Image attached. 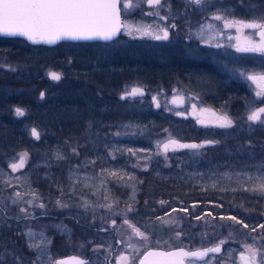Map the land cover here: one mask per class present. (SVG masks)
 <instances>
[{"label":"rangeland","instance_id":"obj_1","mask_svg":"<svg viewBox=\"0 0 264 264\" xmlns=\"http://www.w3.org/2000/svg\"><path fill=\"white\" fill-rule=\"evenodd\" d=\"M132 3L134 7L128 9L124 7V0L121 2L122 14L126 27L121 31L122 33L116 41L108 44L62 42L53 46L15 40L12 41V44L21 45L24 51L27 52V54L22 57V61L24 62L11 61L5 56H0V73H2V75L4 73L5 77L12 74L11 76L26 75L28 78H34L39 71L41 72L42 70L43 73L50 78V72H57L61 74V80L54 81L50 78L52 83L56 86V84H61L64 74L67 72L66 69H71L75 66L77 69L74 67L73 71H77L80 67L85 69L86 66H92L93 69L98 70L96 67L97 65H94L97 60L108 62L112 58L111 55L119 56L120 54L123 55V57L119 58L122 60L125 58V54L123 53L127 48L130 47L133 49V47L139 45V43H146V40H152L154 44L158 42L165 46L169 45L167 47L175 51H177V47L186 49V47H188L186 43H189L194 49L192 52L193 54H195L196 49L199 51L203 49V56H205L203 59L209 61L213 65L215 64V58H220L222 55H225V51L220 50L224 48L223 46H228L229 49L227 51L232 54L231 57L236 60L237 65L239 64L237 60L242 61L244 57H252L255 61V59L257 60L261 56H264V53L260 52H241L237 50L238 47L247 46L249 42L260 44L262 38L259 35V29L242 28L239 26L229 28L224 26L223 20L213 19L215 15H221L228 20L264 23V0H204V3L200 6L191 3L190 0H162V4L159 7L150 6L147 0H132ZM172 24L175 25L174 28H176L175 34H173L171 29L173 28ZM209 24L212 26L211 28L208 27ZM136 28H141L142 30L149 29L157 33L159 29L167 28L170 36L167 40H156L150 35H141L139 32L135 31ZM130 30L132 31L131 35L128 34ZM0 40L5 41L1 38ZM201 41L203 43L202 45H200ZM212 44H215V46H211ZM217 45H219V47ZM87 51L90 53H86ZM199 51L198 53L200 55ZM84 52L86 54H83V56L85 57L86 55L87 57L81 59L78 53ZM102 52L105 54L104 58L101 55ZM208 52L215 58H206ZM94 55L97 56L96 59H93L95 57ZM34 57H38L37 59L41 61L40 65L37 67L35 66L37 68L36 71H34L32 67V69L28 68L29 64H26L27 61H25L26 59L31 60ZM203 67L206 66L203 64ZM249 67L240 70L230 68L231 71L229 70L227 74H229L230 78L235 77V79L242 82L244 81L245 83L247 81L250 85V89H252L254 94L252 101H250L249 98H247V100L244 98L241 99L243 101L242 104L245 105L243 112L245 120L243 121H246L251 127H259L261 125L260 123L249 121L247 116L251 111L264 107L262 104L253 105L257 100H262L261 98L263 97L256 94V85L246 77L249 74H258L256 71L264 72V68L253 67L251 71L256 73H250ZM2 75H0V77H2ZM184 76V79L175 76L171 81L175 83L169 90H166L167 87L164 89L162 85L159 88H151L147 84L137 81L126 83L120 90V96L130 102V104H136L137 108L133 109L132 106H126V108L124 107V109L118 110L117 112H119L121 116L127 115L126 113H135V111L142 114L144 110H150V105H153L163 116L170 115L171 118L172 114H174L173 117H184L194 121L198 125L210 127L216 126V116L227 115L233 120V126L230 128H220L223 132L231 134L230 131L237 126L238 120L240 119L239 116L234 115L229 107L226 106V104L229 105L230 102L218 103L217 106L219 107L211 104L209 102L211 99L208 95H212L213 91L211 90L213 84H206L204 80L199 79L197 76L189 79L186 75ZM134 87L143 89L144 94L135 97L127 96L126 94ZM2 91H5V93L7 92L3 89ZM41 93L44 94L43 98H41ZM178 95L186 99L185 105L182 107L174 103V98ZM38 96H40V98ZM33 97L34 100L37 99L38 103L46 105H48L47 101H51L50 98H47L46 91L42 89ZM157 102L160 105L159 107H157ZM51 107L54 109V114L56 115L53 117L54 119H52L54 123L57 122V120L59 124L67 123L66 121L70 123L72 116L68 113L65 114L64 111L59 109V104H52L49 108ZM17 108L26 112L25 106L19 104L14 110V116L17 115ZM204 108H215L217 115H203L202 110ZM62 116L64 117L63 119L61 118ZM121 116L118 115L117 117L120 118ZM262 119H264V115H262ZM172 121L173 123L177 122V120H170V123ZM201 121H203V123ZM119 122L120 125L118 129L114 131L111 137L112 142L109 143L110 146L107 148L108 155L102 159L104 160L103 164L98 166L96 164L97 162L91 158V160H82L80 164L71 166L67 173V182L59 185L58 196L53 198L51 205L49 204V198H44L39 188H35L32 175L26 170L27 162L31 155L29 152L30 150L28 151L27 148L21 149L10 155L3 153L2 157L5 165L0 161V205H2L11 216L30 217L36 215L38 212H40V214L50 213L51 209H53L56 213H51L49 215H64L68 212H72V214L76 216L75 221L81 222L80 226H83L84 223H90L98 227L99 230L103 227H113V229L118 231V237L122 241V245L119 248L121 252L120 256H128L131 264H137L138 258L142 254L141 252L149 247L168 248L177 245L212 247L213 245L220 244V241H225V243H223L225 248H223L221 253L211 255L199 264H214L215 262H235V264H242L238 252H240L242 246L245 247L246 245H251L260 251H264V229L259 228L260 224H257V222L252 224L249 220H246L244 223L248 224L249 227L244 228L242 225L235 224L231 220L221 219V217H227L228 215L216 216L214 212H212L213 214L210 211L203 212L195 204L189 207V209H186V211H184L185 209L182 207H177L169 209L159 215V213L162 212V207L165 206L163 203L158 205L160 206L158 209L159 213L152 215L151 218L144 216V212L146 213L148 211L152 213V210L151 208H144V206L139 203L140 179H138L139 171H142L141 169H149V167L156 162L167 163L172 153L175 154L178 151L189 149V151H187L189 154L186 155L189 160H191L186 161V166L188 167L182 168L183 165L178 163L176 166L178 168L169 172V175L172 173L171 177H177L186 182L188 181L200 187V189H215L219 190V192L224 191L231 193L244 191L248 192V194L264 198V192L253 190V188L264 179V163H252L254 161H250V167L238 170L218 171L216 168H204L196 159L198 155L201 154L202 147L196 149L177 148L176 150L170 148L166 155L158 148V144H163L170 139L176 140L181 144L186 143V140L182 139L179 133L176 132L178 128L177 125L171 123L173 126H164L161 129L162 134L160 133L157 138H153L150 146H142L134 145L133 141L144 136V126L133 120H123ZM33 128L39 132L38 139L47 135L42 125L35 122L23 128L31 139H37L31 134ZM58 128L61 129V124L58 125ZM58 130L54 131L55 136L59 133ZM208 142L213 143L212 140L209 139L194 143L205 146L209 144ZM60 151H57V154H55L56 159L62 157V151ZM22 154H27L24 166L18 171L13 172L10 168V164L18 163L19 157ZM113 172L117 175H111ZM16 192L21 193L22 199H17L15 197ZM13 200H17V202L13 203ZM29 200L32 201L31 204L27 203ZM57 201H59V204ZM41 204H43L44 207H40ZM108 205H111V207H108ZM129 206L132 208L130 212L127 211ZM4 208L2 209V207H0L1 226L6 222L4 216L6 211H4ZM237 208L238 210L235 209L236 214L231 216H235L238 220H241V218L250 219L251 217L253 219V217H255L253 209H247L242 206H237ZM21 209H27V211H21ZM209 213L211 215H209ZM158 217L163 219H157ZM197 217H201V219H197ZM125 219H128L131 225L145 232V234L149 236V241L145 243L141 238L136 237L129 225L123 223ZM113 220L116 221L115 225L112 224ZM168 220H173L175 223H164V221ZM71 224L63 219H55L39 222L38 224L29 222L23 226L24 238H26L29 247L36 252L37 264H55L57 255L53 252V236L49 233L51 230L62 234L65 240L69 238L66 242L71 243L70 246L73 247L72 249H76L77 252L84 250V244L86 242L93 241L91 237H87L88 239H86L85 242L81 240L73 244L72 237L74 228ZM253 227L257 230L251 231ZM177 232L180 233L179 237L176 235ZM100 234H102L100 235L102 239L107 234L108 238L111 236L109 232H102ZM115 242L116 238L113 241L112 247ZM128 244H131L132 247H129ZM61 252H68V249L63 247L59 253ZM257 258L259 262H261L262 258L260 256ZM118 261L119 264H121L119 259Z\"/></svg>","mask_w":264,"mask_h":264},{"label":"trees","instance_id":"obj_2","mask_svg":"<svg viewBox=\"0 0 264 264\" xmlns=\"http://www.w3.org/2000/svg\"><path fill=\"white\" fill-rule=\"evenodd\" d=\"M171 29L175 34L176 28ZM4 40H0V56L23 63L22 57L27 52L24 51L21 45L12 44V41L27 40L22 37ZM116 40L117 38L110 41L75 42L108 44ZM62 42L70 43L74 41ZM167 46L158 42L154 44V41L146 40V43H139L133 49L127 48L123 53L125 58L122 60L119 59L123 57L121 54L119 56L111 55L112 58L108 62L97 60L94 65H97L98 70L93 69L92 66H86L85 69L80 67L79 70L73 71L75 67L73 66L71 69H66L67 72L64 74L61 84H56V86L42 70L34 78H28L26 75L11 76L12 74L5 77L4 73L3 75L0 73L2 75L0 77L1 163L5 165L2 157L3 153L10 155L21 149L27 148L28 151L30 150L31 155L26 170L32 175L35 188H39L44 198H49L51 202L49 204L51 205L53 198L58 196L59 185L67 182V173L71 166H76L82 160H91V158L97 162L98 166L103 164L104 160L102 159L108 155L107 148L110 146L109 143L112 142L111 137L114 131L118 129L119 121L123 120H133L144 126V136L133 141L134 145L150 146L153 138H157L160 133L162 134L161 129L166 125H177L176 132L187 142H198L204 139L214 141L203 146L201 154L196 158L204 168H216L218 171L238 170L250 167V161H254L252 163H264V133L260 131V127H251L246 121H243L245 120L243 113L245 105L240 103L243 98L239 96L236 90H223V95H219L222 103L230 101L231 105L226 104V106L240 119L237 126L230 131L231 134L223 132L218 127L198 125L184 117H173L174 114L171 118L170 115L163 116L153 105H150V110L146 109L142 114L135 111V113H126L127 115L121 116L117 112L124 109V107L126 108V106H132L133 109L137 108L136 104H130L120 96V90L126 83L132 81L145 83L151 88H159L162 85L164 89L167 87L166 90H169L175 83L174 81L171 82L175 76L182 79L185 78L184 75L188 79L201 76L206 84H213L212 93L221 92L218 80H216L218 73L210 70L213 67L212 63H204L206 67H203V70L199 72L196 53H192L193 48L189 46L186 49L177 47V51H175ZM86 53L90 52L87 51ZM86 53H78V55L82 59L87 57L86 55L83 56ZM103 53L100 54L104 58L105 54ZM94 56L93 59H96L97 56ZM37 58L25 60L27 61L26 64H29L28 68L32 67L34 71L37 70L36 67L41 63ZM75 68L77 69V67ZM236 86L239 85L236 84ZM2 89L8 93H5ZM40 89L46 91L47 98L51 99V101H47L49 106L59 104V109L72 116V120L69 118L70 123L68 121H66L67 123H60L61 129L58 128V125H60L58 120L55 123L52 120L56 116L54 109L49 108L46 104L38 103L37 99H33V96L37 95ZM224 93H228L226 98ZM38 97L40 98V96ZM19 104L25 106L26 112H23L22 116H14V110ZM118 115L121 117L118 118ZM170 120H177V122L173 123L172 121V125ZM35 122L42 125L45 133H47L46 136H42L40 139H31L23 130L27 125ZM55 130L59 131L56 136ZM57 151L61 152L62 157L59 159L55 158ZM187 151L189 149L178 151L175 154L172 153L169 162H156L149 169L144 168L139 171V203L144 208L153 209L156 207L157 209L160 207L158 206L161 204L160 202L164 201L165 206L162 207V210L160 209L162 211L160 214L175 207L189 209L195 204L203 212H214L216 216H231L236 214L235 209L238 210L237 206H242L253 209L255 217L253 219L252 217L250 219L239 217L241 220L244 222L249 220L252 224L255 222L257 224L263 223V197L248 194L244 191L231 193L219 192L215 189H200V187L188 181L171 177L172 173L169 175V172L178 168L176 167L178 163L183 165L182 168L188 167L186 166V161L189 160L186 156L189 154ZM0 207L4 208L2 205ZM52 210L50 213L40 214L38 212L30 217H17L8 214V211L4 208L6 222L2 226L0 225V264H37L36 252L29 247L26 238H24L23 226L26 223L38 224L39 222L55 219L66 220L68 223H72L71 225L74 228L73 244L81 240L85 242L90 234L96 232L95 229L87 228L85 224L80 226L81 222L75 221L76 216L72 212L64 215H49L56 213L55 210ZM144 216L151 218L152 215L147 211L144 212ZM49 233L53 236V252L58 255L60 249L58 250L57 246L67 245L68 242L59 232L51 230ZM68 251L74 252L75 249L70 247Z\"/></svg>","mask_w":264,"mask_h":264},{"label":"snow or ice","instance_id":"obj_3","mask_svg":"<svg viewBox=\"0 0 264 264\" xmlns=\"http://www.w3.org/2000/svg\"><path fill=\"white\" fill-rule=\"evenodd\" d=\"M121 2L122 0H0V35L23 36L34 44H52L63 38H101L111 40L120 32L122 27H126L120 20ZM190 2L200 6L204 3V0H190ZM147 3L150 6L159 7L162 4V0H147ZM124 7L128 9L134 7L132 0H124ZM213 19L223 20L224 26L229 28L239 26L242 28L259 29V35L262 38L260 44L249 42L247 46L238 47L237 50L241 52L264 53V23L228 20L221 15H215ZM172 27H175V25H172ZM208 27L211 28L212 26L209 24ZM135 31L141 35H150L156 40H167L169 38L167 28L159 29L158 33L152 32L149 29L142 30L141 28H136ZM128 34L131 35L132 31L130 30ZM217 46L219 47V45ZM49 76L54 81H59L62 78L61 74L57 72H50ZM246 78L256 85V94L264 97V73L249 74ZM143 94V89L134 87L126 95L135 97L137 95L142 96ZM43 95L41 93V98H43ZM159 106L157 102V107ZM16 114L22 116L24 113L22 109L17 108ZM262 115H264V107L251 111L247 119L253 123L264 125ZM201 122L203 123V121ZM215 123L221 128L233 126V120L227 115L216 116ZM31 134L37 139L39 138V132L35 128L31 130ZM203 146L200 144H181L171 139L163 144H158V148L165 155L170 148L172 150H176L177 148L196 149ZM26 155L22 154L19 157L18 163L10 164L13 172L18 171L24 166ZM111 175L115 176L117 174L113 172ZM253 190L264 192V179ZM15 197L22 199L20 192H16ZM16 202L17 200H13V203ZM27 203L31 204L32 201L29 200ZM57 203L59 204V201ZM160 203L163 204L164 201ZM40 207H44V205L41 204ZM108 207H111V205H108ZM21 211H27V209H21ZM127 211H132L131 206L128 207ZM209 215L211 214L209 213ZM157 219L162 220L163 218L158 217ZM197 219H201V217H197ZM221 219L231 220L235 224L242 225L244 228L249 227L243 220H238L235 216L221 217ZM115 223L116 221L113 220L112 224L115 225ZM123 223L129 225L136 237L141 238L145 243L149 241V236L145 232H142L140 228L131 225L128 219H125ZM164 223L173 224L175 221L168 220L164 221ZM259 228L264 229V224H260ZM256 230L255 227L251 229V231ZM176 235L179 237L180 233L177 232ZM223 243L225 241H220V244ZM129 247H132V245L130 244ZM220 251L221 247L219 245L203 251H186L184 249L176 251H148L140 264H185L186 259L188 260V264H199V261H203L210 253H219ZM245 253L246 255L241 256L242 264H257L258 256L262 258L260 264H264V251H260L251 245H246ZM119 260L121 264H131L128 256L121 255ZM57 264H69V262L60 261ZM70 264H87V262L73 258Z\"/></svg>","mask_w":264,"mask_h":264},{"label":"flooded vegetation","instance_id":"obj_4","mask_svg":"<svg viewBox=\"0 0 264 264\" xmlns=\"http://www.w3.org/2000/svg\"><path fill=\"white\" fill-rule=\"evenodd\" d=\"M228 3H230V2H228ZM0 37L3 38V40L4 39H8V38H13V37H4V36H0ZM199 41H198V43H199ZM202 44L203 43L201 41L200 45H202ZM186 45L190 46L189 43H186ZM211 46H215V44H212ZM223 47L224 48H222L220 50L225 51V55L224 56L222 55L220 58L219 57L215 58L212 54H210V52H208V56H206V58L207 57H214L215 58V64L213 65L212 68H210V70L215 71V72L218 73V77H217L216 80H218L219 88L221 90V92H217V93L214 92V93H212V95H208L209 98L211 97V101H209V102L211 104H215V105H217L218 103L220 104L221 103V101H220L221 99L219 98V95H223V92H222L223 90H236V91H238L239 96L241 98H244L245 100H247V98H249L250 101H252V97L254 96V94H253L252 89H250L251 87L248 84V82L247 81H246V83L244 81L242 82V81H240L238 79H235V77L230 78L229 74H227V73H228L229 70L231 71L230 68H235L237 70H240V69H245L246 67H249V66H250L249 67L250 68V73H256V72L258 74L264 73L262 71H256V72L251 71L252 70L251 68H253V67L264 68V56H261L257 60L255 59V61L253 60L252 57L251 58L244 57V59L242 61L237 60L238 63H239L237 65L236 64V60L231 57L232 54L228 53V51H227L229 49L228 46L227 47L223 46ZM198 51L199 50L196 49L195 53H196V56H197L196 60L198 61V64H199V72H201L203 70V64L207 63V62L210 63V62L205 60V59H203V58H205V56H203V52H204L203 49H201L199 51L200 55H199ZM198 78L203 80V78L201 76H199ZM236 84L239 85L238 87L236 86L237 88L235 87ZM224 95H225V98H226V96H228V93H226V94L224 93ZM261 99L262 100H257L256 103H254L253 105H255V104H260L261 105L262 104V106H264V97L261 98ZM229 102L230 101H228V103ZM242 102L243 101H241L240 103H242ZM210 109L204 108L202 110V114L203 115L209 114L210 116H216L217 115L216 110H215L214 113H211ZM205 127H210V126H205ZM211 127H218V126L216 125V126H211ZM259 127H260V131H262L264 133V125L261 124ZM218 128H220V127H218ZM212 142H214V141H212ZM157 209H159V208H157ZM157 209H156V207L151 209L152 213H150V214L151 215H156V213H159V210H157ZM84 224H85V226L87 228L95 229V231L97 232V233L94 232V234H90L89 235V238L91 237L93 241L86 242L84 244L85 246H84V250L83 251L77 252L76 249H75L74 252H69L68 251V252H64V253L63 252L58 253V255H57L56 259H55V264H57L56 260H57L58 257H61V256L64 257L65 255L73 254V253L77 254V255H80V256L84 257L85 259H87L86 260L87 264H119V261H118L119 258L118 257L121 254L119 248L122 245V241L118 237V233H117L118 231L113 229V227H103V228H101L99 230L98 227H96V226H94L92 224H86V223H84ZM262 224H264V220H263ZM101 231L103 233L109 232L111 234V236L108 238V236H107L108 234H107L102 239L101 236H100V235H102V234H100V233H102ZM115 238H116V242L114 243V246L112 247L113 241L115 240ZM67 240H69V238H67ZM67 240H65V241H67ZM70 245H71V243H67V245H64V246L58 245L57 247H58V250L59 249L62 250L63 247L67 248L69 250L70 247H71ZM128 245H130V244H128ZM221 245H222V249H221V251L219 253H221L223 248H225L224 244H221ZM178 246H185V245H177V246H173V247H178ZM185 247L189 248L190 250L191 249H195V248H202V247H192V246H185ZM72 248L73 247H71V249ZM168 248H172V247H168ZM219 253H213L211 255L219 254ZM211 255H209V256H211ZM238 255H239V259L240 260H241V256L242 255H246L245 247H243V246L241 247V250H240V252H238ZM208 257L204 258V260L207 259ZM139 258H138V261H139ZM138 261H137V264H138ZM199 263H202V261H199ZM214 264H235V262H217V263L215 262ZM257 264H260L258 258H257Z\"/></svg>","mask_w":264,"mask_h":264},{"label":"water","instance_id":"obj_5","mask_svg":"<svg viewBox=\"0 0 264 264\" xmlns=\"http://www.w3.org/2000/svg\"><path fill=\"white\" fill-rule=\"evenodd\" d=\"M120 7H121V5H120ZM120 20H121V23L123 25H125L124 19H123V14H122V7H121V12H120ZM123 28L124 27L121 28L120 32L115 37H113V39L117 38L122 33L121 31H123ZM0 36H4V35H0ZM4 37H22V38L26 39L28 42L34 44L32 41L28 40L26 37H23V36H4ZM113 39H111V40H113ZM62 41H74V42L75 41H95L96 42V41H110V40H104V39H101V38H93V39H70V38H63V39H60V40H58V41H56L55 43H52V44H48V43H40V44H46V45H53L54 46L55 44L60 43ZM174 101H175L174 102L175 104H177L178 106H181L182 107V106L185 105L186 99L183 96L178 95V96H176L174 98ZM210 112L211 113H214L215 112V109L214 108H211L210 109ZM185 144H195V143L194 142H186ZM217 245H219L221 247V249H222V245L221 244H217ZM217 245H214L212 247H215ZM207 248H211V247L195 248V249H191V250L189 248L185 247V246H178V247H172V248L149 247L144 252H142V255L139 258L138 264H140V262L144 259V257L146 256V254H147L148 251H176V250H179V249H184L186 251H193V250L203 251V250H205ZM211 254H213V253H210L209 255H211ZM73 258H76L77 260H83V261H86L87 260L84 257L73 253V254L65 255L64 257L63 256L58 257L57 260H56V263L57 262H60V261H63V262H69V264H70V262H72ZM149 259H152V258H149ZM185 264H188L187 259L185 260Z\"/></svg>","mask_w":264,"mask_h":264}]
</instances>
